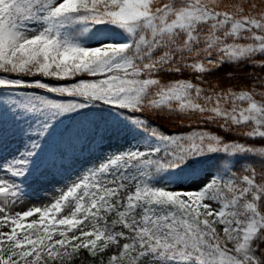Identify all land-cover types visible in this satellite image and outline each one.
<instances>
[{
  "label": "snow or ice",
  "instance_id": "1",
  "mask_svg": "<svg viewBox=\"0 0 264 264\" xmlns=\"http://www.w3.org/2000/svg\"><path fill=\"white\" fill-rule=\"evenodd\" d=\"M77 261L264 264V0H0V264Z\"/></svg>",
  "mask_w": 264,
  "mask_h": 264
},
{
  "label": "rangeland",
  "instance_id": "2",
  "mask_svg": "<svg viewBox=\"0 0 264 264\" xmlns=\"http://www.w3.org/2000/svg\"><path fill=\"white\" fill-rule=\"evenodd\" d=\"M113 146H116L115 144H113ZM83 163V162H82ZM80 165L78 164L77 167H79Z\"/></svg>",
  "mask_w": 264,
  "mask_h": 264
},
{
  "label": "trees",
  "instance_id": "3",
  "mask_svg": "<svg viewBox=\"0 0 264 264\" xmlns=\"http://www.w3.org/2000/svg\"><path fill=\"white\" fill-rule=\"evenodd\" d=\"M76 264H80V262H79V261H77V262H76Z\"/></svg>",
  "mask_w": 264,
  "mask_h": 264
}]
</instances>
